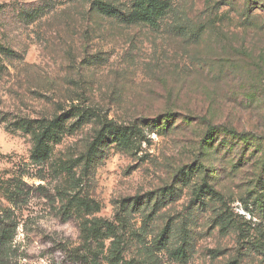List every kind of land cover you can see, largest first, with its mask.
<instances>
[{"label":"rangeland","instance_id":"374dc122","mask_svg":"<svg viewBox=\"0 0 264 264\" xmlns=\"http://www.w3.org/2000/svg\"><path fill=\"white\" fill-rule=\"evenodd\" d=\"M0 264H264V0H0Z\"/></svg>","mask_w":264,"mask_h":264},{"label":"trees","instance_id":"16d2710c","mask_svg":"<svg viewBox=\"0 0 264 264\" xmlns=\"http://www.w3.org/2000/svg\"><path fill=\"white\" fill-rule=\"evenodd\" d=\"M143 7H144V3L139 5V6H137V9H139V10L142 9L143 10Z\"/></svg>","mask_w":264,"mask_h":264}]
</instances>
